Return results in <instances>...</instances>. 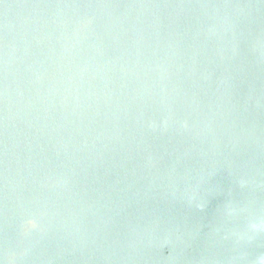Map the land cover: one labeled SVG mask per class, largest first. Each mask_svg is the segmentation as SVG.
<instances>
[{
  "label": "water",
  "instance_id": "95a60500",
  "mask_svg": "<svg viewBox=\"0 0 264 264\" xmlns=\"http://www.w3.org/2000/svg\"><path fill=\"white\" fill-rule=\"evenodd\" d=\"M0 264H264V0H0Z\"/></svg>",
  "mask_w": 264,
  "mask_h": 264
}]
</instances>
